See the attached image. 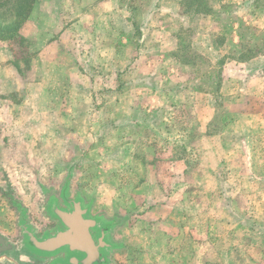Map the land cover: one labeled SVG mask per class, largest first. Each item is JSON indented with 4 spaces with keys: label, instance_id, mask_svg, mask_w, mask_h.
<instances>
[{
    "label": "rangeland",
    "instance_id": "obj_1",
    "mask_svg": "<svg viewBox=\"0 0 264 264\" xmlns=\"http://www.w3.org/2000/svg\"><path fill=\"white\" fill-rule=\"evenodd\" d=\"M227 1L33 0L19 36L0 40L25 77L13 80L15 102L0 103V235L20 238L16 200L40 234L44 189L70 180L69 197L92 200L93 216L121 219L109 264H264V71L219 62L264 54V29L250 30L246 5ZM18 4L0 0V24L15 22ZM235 22L248 48H234ZM209 119L235 222L214 219L195 182ZM171 190L184 222L161 206ZM184 193L199 202L188 207Z\"/></svg>",
    "mask_w": 264,
    "mask_h": 264
},
{
    "label": "water",
    "instance_id": "obj_2",
    "mask_svg": "<svg viewBox=\"0 0 264 264\" xmlns=\"http://www.w3.org/2000/svg\"><path fill=\"white\" fill-rule=\"evenodd\" d=\"M69 183L70 180H66L60 195L61 203L53 197L46 206L47 214L56 225L42 234H38L32 223L28 208L16 200L19 249L46 264H109L110 254L122 247V243L112 239L121 219L107 218L104 214L93 216L92 200L86 201L79 191L70 198ZM0 239H4L3 235ZM5 259L10 264H28L13 256L0 255V260Z\"/></svg>",
    "mask_w": 264,
    "mask_h": 264
},
{
    "label": "crops",
    "instance_id": "obj_3",
    "mask_svg": "<svg viewBox=\"0 0 264 264\" xmlns=\"http://www.w3.org/2000/svg\"><path fill=\"white\" fill-rule=\"evenodd\" d=\"M232 2L236 3L234 4V10H238V8H240L238 7L239 6L238 3H244L246 5L247 13L244 16H242L241 19L245 21L246 26L250 25V30H256L257 28L262 29V30L264 29V2H261L260 0H229L227 1V3H232ZM222 4H220L218 8H220ZM218 8L211 7L210 11L204 12L203 14H206V16L209 17L210 15H212V11ZM233 24H234V27H233L234 36L232 38V41H233L232 43L235 45L234 48L236 46H239L240 49H242V47L248 48L249 45L246 46L245 44H242L241 42L242 40L240 39V36L237 35V32H236L238 24L240 23L235 22ZM219 35L221 37L220 41L219 42L216 41V43L214 44L218 48H221L227 44L226 42L228 38H227V35L224 33L219 34ZM3 45H4L3 43H0V103L12 104L15 102L11 98L12 91L14 90V88L12 87L13 80L18 84V83L24 82L25 77L22 74V71L21 72L18 71V68L12 64L11 57L9 54L10 52L8 53V51ZM263 56H264L263 53H254L248 56L243 55V54H240V55L234 54V56L233 54L231 56L227 55V57L225 56L223 57L227 58L229 62L226 61L225 59L224 61H222V66L224 65L225 62H227L226 64H229V65L230 64H237L241 66L243 65L246 72L247 71L250 72L252 70L254 71L253 75H257L261 77L262 72L264 71V57ZM241 66H239V68ZM234 76L238 77V79H242L241 75L234 74ZM224 80H225L224 77H222V79L220 78L221 83H223ZM7 86H9L10 89H12V90L9 89V91H11L9 92V94L6 93V88H8ZM218 91H221V90L219 89ZM196 92H199L200 94H203V95L208 94L210 98L212 97L211 99L216 98V95H214L213 92L211 93L205 92V91H196ZM210 120L211 119L200 122L201 129H200V132L197 138V146L200 147L202 151L204 152L203 154L204 156H202L201 158L204 159L205 156L207 155L206 157L208 161L202 162L200 160V163H198L197 170L200 172L198 173V176L195 182L198 183L202 188H204L203 194H205L208 197V201H210L212 204L210 210L211 212L214 213L213 218L217 219L218 222H235V213H236L237 206H236L234 196H233V182H229L233 178L231 177L230 173L227 176L222 175L220 173L219 166H220V163L222 162L220 157L222 156L221 153H224V152L222 151L220 142L216 141L215 143H213L214 138L218 139L220 137L218 133L220 132V129L218 131H211L210 130L211 128L209 127ZM204 143H207V145ZM183 166L185 168L188 167L186 166V164H183ZM238 174H243V172L241 171ZM212 180L214 181L212 182ZM70 191L72 192L71 187H70ZM201 193L202 191L200 190L198 195L200 196ZM175 194L176 193H174V190H171L169 192L166 191V195H164L166 204L165 205L161 204V206L168 208L167 220H169V222H171L170 219H173V220L181 219V222H184L185 213L182 211V206H178L177 204L175 205L172 202H170V199H172L173 195ZM185 195L186 193H184V200L185 202L187 201L188 204H185V203L184 204L187 205L188 207H192L194 203L196 204L199 202V201L194 202L192 201V199L190 201L189 199L190 197L187 199ZM3 237H8V236L3 235Z\"/></svg>",
    "mask_w": 264,
    "mask_h": 264
},
{
    "label": "flooded vegetation",
    "instance_id": "obj_4",
    "mask_svg": "<svg viewBox=\"0 0 264 264\" xmlns=\"http://www.w3.org/2000/svg\"><path fill=\"white\" fill-rule=\"evenodd\" d=\"M61 188L62 186H60L57 189L52 188V187H47L46 189H44L43 192L45 196L44 195H43L44 197L42 196V202L40 204L41 211H42L41 207L43 208L44 205L46 207L48 204V201H50L51 198L55 196L57 197L59 196L60 192L63 191V188L62 190H60ZM58 200L61 203L59 197H58ZM41 213H42L41 214L42 223L38 226V228L42 229L40 234H42L45 231H50V229H52L56 225L55 221H52L50 220V218L45 216L44 211H42ZM0 255H7L10 257L13 256L21 263L46 264L45 261L35 259L32 256L21 252V250L19 249V240L16 237L14 238L4 237V239H0ZM0 264H10V263L5 259V260H0Z\"/></svg>",
    "mask_w": 264,
    "mask_h": 264
},
{
    "label": "trees",
    "instance_id": "obj_5",
    "mask_svg": "<svg viewBox=\"0 0 264 264\" xmlns=\"http://www.w3.org/2000/svg\"><path fill=\"white\" fill-rule=\"evenodd\" d=\"M7 0H4L6 2ZM33 8V0H19L18 6L15 8V22L11 24H0V40H14L18 35V29L21 26L22 22L26 20L31 13V10ZM201 11V10H200ZM202 11L207 12L209 11V8L202 9ZM20 39L22 37L20 36ZM181 46L176 49L178 51L181 50ZM177 52V51H176ZM178 56H180L179 53H177ZM180 61L189 64L187 58H182ZM222 59L219 61L222 63ZM15 66L18 68V71H22L18 62H16ZM220 86V77L218 76V81L216 82V91L219 90Z\"/></svg>",
    "mask_w": 264,
    "mask_h": 264
}]
</instances>
